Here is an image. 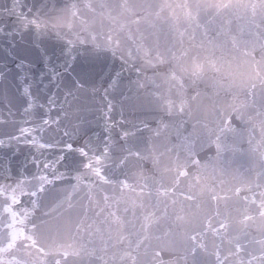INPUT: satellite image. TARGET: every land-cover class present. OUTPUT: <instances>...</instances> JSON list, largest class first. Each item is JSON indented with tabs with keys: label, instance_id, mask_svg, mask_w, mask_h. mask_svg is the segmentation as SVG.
<instances>
[{
	"label": "water",
	"instance_id": "95a60500",
	"mask_svg": "<svg viewBox=\"0 0 264 264\" xmlns=\"http://www.w3.org/2000/svg\"><path fill=\"white\" fill-rule=\"evenodd\" d=\"M101 2L106 5L105 8L100 7ZM160 2L161 0H92L95 12L88 11L80 2L78 3L81 9L80 18L72 20L68 11L70 5L65 0H55V8L53 9L52 3L49 2L44 11L50 12L51 17H61L58 28L62 39L57 40L55 32L51 30L48 35L40 37L31 31L25 32L22 36L18 35L14 38V46L9 43L8 37H0V66L4 67V78L0 79V112H2L0 139L5 141L4 146L0 147V163L11 161L13 169L10 179L6 171H0V184L15 186L18 182H22L25 193L36 192V196H20L19 190L17 191L23 207L31 213L29 219L25 221L26 233L31 229V224L35 223L37 228L34 236L46 251L50 250L53 253L57 249L79 251V256L69 255L66 258L67 264H101L97 259L99 256H104L109 260V264H113L111 261L113 254L119 257L125 251L135 257V264H159L160 260L165 264L169 262L185 264L180 259L185 255H187L186 264H215L213 253L218 246L221 255L228 256L227 264H237L241 259L247 264L252 257L256 258L252 264H264V245L256 242L264 239V218H260L257 211L260 200L264 199V196H261V193H264V176L258 175L262 171L259 157L252 153L233 155L231 152H225L217 158L215 145L207 146L210 129L213 130L211 138L214 139L218 113L230 112L233 103L251 102V97L238 89L232 92L223 90L217 92L212 87L215 80L222 79L228 72H231L238 81L247 79L251 69L242 60L239 66L234 64L231 69L225 66L219 73L206 66L204 79L199 83L201 96L195 101L191 100L190 97L194 93L189 89V106L186 108V114L177 118L164 116L168 128H161L159 136L149 130L158 127L156 117L159 112L150 103L154 98L147 95L156 89L145 78L152 77L155 72L166 71V66L157 69L148 67L141 55L136 65L143 68V72L138 74L135 70H122L123 79L119 86L109 89L105 96L104 90L108 88L109 75L120 70V60L118 57L115 61L103 56L97 57L91 52V43L85 45L77 43V51L73 53L76 58L72 61V68L66 73L63 68L60 69L64 73L61 80L50 82L45 79L44 83L48 88L41 90L38 100V103L45 105L43 109L34 108V115L27 117L23 115L22 110L17 112L22 100L15 87L17 83L14 79L17 71L15 64L21 58L24 59L26 64L31 65L32 74L38 76L44 66L39 63L35 42L38 40L41 46L47 45L50 53L54 54L53 61H55L60 47L66 40L75 39L74 33L88 36L81 19L87 21L89 31L98 35L101 33L106 35L109 30H112L114 35L118 34L123 48L133 46L132 40L128 39L130 29L136 42L139 43L143 37V44L152 50V56H155L157 41L161 52L171 47L179 54L180 37L170 30L165 20H156L154 16L155 5ZM169 2L179 4L184 0H169ZM189 2L194 3V0ZM212 2H221V0H212ZM11 3L12 0H0V8L10 7ZM40 3L41 0H26V5L33 7V10ZM124 4L131 11L122 8L121 5ZM149 4L153 7L149 8ZM176 13L181 17L183 29L186 25L183 23L181 10L177 8ZM137 16L147 17L156 27L153 28L150 23L143 20L139 25L132 23ZM164 16L167 17L168 13L165 12ZM4 22L13 23L7 17L4 18ZM68 23L72 24L71 30L67 28ZM122 23L127 27L120 31ZM243 24L244 21L237 22L234 19L230 35H222L218 38L214 30L210 31L206 38L203 30L197 29L193 41H190L187 35L184 37L183 46L187 48L190 44L199 45L203 40L206 49L207 39L216 38L218 44L235 54L232 50V36L241 42L248 41L249 47L257 42V37L249 35L247 28L243 33L240 31V26ZM98 42L103 44V40ZM241 47H243L242 43ZM205 49L194 47L192 54L199 52L203 57L206 54ZM216 54L219 55V51ZM255 55L257 59L260 58L258 47ZM81 77L90 81L89 87L79 91L73 90L75 99L68 97V101L65 102L68 92L65 85L73 78ZM138 79L145 84L143 89L137 88L135 81ZM157 83L161 84L159 91L164 92L167 85L160 77H157ZM91 84L96 85L95 91ZM49 96H53L56 100L55 107L51 111L47 107ZM173 98H176L175 94ZM259 103L258 99L257 104ZM109 104L112 105L110 113H108ZM9 108L16 114L9 116ZM44 113L52 119L59 117V123H52L35 133L37 143L26 142L23 138L9 142L10 136L19 135L20 127H31L33 123L39 125ZM245 115L255 116V108H248ZM25 119L29 121L28 124L23 123ZM180 119L185 123L180 129L178 138L176 129ZM145 123L148 128L143 127ZM236 123L240 127H247V125H239V122ZM205 124L207 128L204 127ZM106 125L110 132L105 131ZM123 130L129 132L127 138H122ZM65 132L69 135H65ZM109 135L111 136L109 159L103 171L114 180L127 179L136 189L135 191L122 190L119 184L95 182V178L90 177L88 171L83 168L79 154L68 152L64 147L65 144L71 143L74 148H80L88 142L91 147L102 151L105 138ZM185 136L195 143V151L201 166L189 165L188 175L179 177L177 184V170L178 168L183 170L187 161L186 142L182 140ZM232 139V134H228L227 142L231 143ZM39 144L50 147L41 148ZM243 147L247 149V143ZM129 152H139L141 157L147 159L130 156ZM61 155L65 159L49 169L32 164L33 158L54 163ZM125 156H128L126 163L117 167ZM53 173L56 175L64 173V178L57 179ZM77 174L84 177V183H76L74 177ZM40 176H47L51 181V183L44 182L43 190H40ZM90 179L91 184H89ZM145 183L148 188L141 194V186ZM161 187L175 188V195L170 193L167 197L158 196L157 189ZM149 191L152 193L151 196L148 194ZM182 193L190 195L193 199H185ZM105 196L109 197L107 202ZM244 197H248L247 203ZM253 198L256 204L251 203ZM173 199L176 200L175 204L172 203ZM4 203L5 201L0 198V206ZM141 203L143 207L140 206ZM165 207H167L166 217L162 216ZM101 209L104 211L101 212ZM111 211L117 213L120 218L119 223H113V218L109 215ZM151 212H155L156 217L160 219L151 222L145 230L143 217ZM21 213L23 215L22 209ZM245 215L254 217L246 222L247 226L242 223ZM177 216L183 219L177 220ZM0 219L7 222L8 217L3 216ZM209 220L219 232L217 234L208 231L202 239L198 237L207 251L198 250L193 257L190 252L192 241L188 237L203 230ZM221 223L226 227H221ZM97 228L101 230L100 233L96 232ZM109 234L113 242L120 236L125 237L124 242L116 244L115 247L110 246L107 252L101 251L103 247L101 236L104 240H108ZM138 240L141 241L139 248L136 247ZM236 243L243 246L239 256L235 254ZM91 248L96 249L94 256H88L86 253V249ZM31 251L36 255L34 249ZM157 252L160 253L159 256L156 255ZM17 256L21 259L31 258L26 257L23 252L17 253ZM53 258L48 257V259ZM116 264H120L118 259ZM124 264H133V261L131 258H126Z\"/></svg>",
	"mask_w": 264,
	"mask_h": 264
},
{
	"label": "snow or ice",
	"instance_id": "6c2138e0",
	"mask_svg": "<svg viewBox=\"0 0 264 264\" xmlns=\"http://www.w3.org/2000/svg\"><path fill=\"white\" fill-rule=\"evenodd\" d=\"M52 3L53 9L55 8V0H41L39 6L28 7L26 5V0H12L11 6L7 8H0V37H8L9 43L14 46V38L16 36H22L25 32H33L37 37L48 35L49 31L55 32L57 40L62 39V35L58 28V22L61 17H51L50 12H45L48 3ZM67 4L70 5L68 11L72 20L80 18L81 9L78 7V3L82 2L84 8L88 11L95 12V8L92 5V0H65ZM101 8H105L106 5L101 2ZM128 11L127 5H121ZM149 8L153 5L149 4ZM179 8L182 13L183 23L186 27H181V17L176 13V9ZM154 16L156 20H165L169 24V28L175 34L180 37V50L179 54L173 51L169 47L165 52H161L159 49V43L156 44L155 56L151 55V49L145 47L143 44V37L138 43L133 39L131 30L128 31V39L132 40V45L128 48H123L121 46V40L119 35H114L112 30L105 35L103 33L96 34L91 32L87 28V21L81 19V23L85 25L84 31L88 32V36H81L79 33H74L75 39H67L66 42L60 47L59 55L56 56L55 61H53V53H50L49 47L47 45L41 46L39 41L35 42V46L39 55V63L43 64V69L38 76L33 75V69L30 64H26L24 59H20L18 63L15 64L16 75L14 79L17 81L15 87L18 92L22 103L17 112L22 110L25 117L34 115L33 109H43L44 104L38 103L39 93L43 89H47L48 85L44 83L45 79L50 82L55 80L59 81L62 79L64 73L60 71L61 68L64 72H68L72 68V61L75 60L74 52L77 51V43L80 45H85L91 43V52L97 57L103 56L105 58H111L113 61L117 59L120 60V70L115 71L113 74L109 75L108 88H105V96L108 94L109 89H115L119 86L120 81L123 79L124 69L135 70L138 74L143 72V68L137 67L136 61L141 55L144 57L145 64L148 67L157 69L166 66V71L155 72L152 77H146L154 87V91L147 93L148 96L154 98L150 103L153 104L154 108L158 110L159 115L157 118L158 127L154 131L156 136L160 135L161 128L167 129L168 124L164 122V116L168 117H183L186 114V108L189 106V89L194 93L191 95L190 99L195 101L201 96V91L199 89V83L204 79L205 68L211 69L217 73L221 72V69L227 66L229 69L233 67L234 64L239 66L242 62L251 69V74L245 80H237L231 72L225 73L224 77L219 80H215L212 87L218 91L223 90L227 92H232L234 89L245 92L249 97H251V102H243L240 104L233 103L231 105L230 112H220L218 113L217 127L214 130L215 136L212 139L213 130H209V140L208 147L215 145L217 158L221 157L225 152H231L233 155L240 153H252L259 157L261 162L262 171L258 174L259 176H264V0H221V2H212V0H194V3L189 2V0H184L183 3L173 4L169 0H161L160 3L155 5ZM167 12L168 16L165 17L164 13ZM7 17L12 20L13 23L8 24L4 22V18ZM111 18V17H110ZM237 22L244 21L245 24L240 26V31L243 33L245 28L248 30L249 35L257 37V42L253 43L249 47L248 41H238L235 36H232V50L235 54L227 51L223 45L216 42V38L220 36H229L231 33V25L233 20ZM142 20L144 22L150 23L153 28L156 27L155 23L148 21L147 17H139L132 21V23L139 25ZM127 27L126 24L120 25V31H123ZM67 28L71 30L72 24L68 23ZM191 29V31H190ZM202 29L204 37H208L210 31L216 32V38L207 39V48L205 49V41H201L199 45L190 44L189 47L185 48L184 37L187 35L190 41L195 39V30ZM255 30V31H254ZM98 40H103V44L99 43ZM241 43L243 47H241ZM194 47L205 49L206 54L201 57L199 52L192 54V49ZM259 48L260 58H256V49ZM219 51V55H217ZM157 77H160L167 88L164 92L159 91L161 84L157 83ZM4 78V67L0 66V79ZM137 88L143 89L145 84L139 79L135 81ZM90 81L84 77L79 79L73 78L65 86L68 88V92L65 96V102L68 101V97L75 99V91L89 87ZM91 87L95 91L96 85L91 84ZM259 88V92L257 89ZM75 90V91H73ZM175 94V99L173 98ZM236 99V96H233ZM260 101L259 105L257 101ZM56 100L53 96H49L47 99V107L49 111L55 107ZM62 107V106H61ZM112 105H108V113L111 112ZM248 108H255V116L245 115ZM9 116L15 115L11 108L8 112ZM190 115V113H187ZM2 116V112H0ZM239 125H247V127H240ZM24 124H28L29 121L25 119ZM52 123H59V117L52 119L47 113L41 117L40 124L36 125L33 123L31 127H20L18 132L19 135L10 136L9 142L11 140H20L23 138L26 142L37 143L36 135L38 131L43 130L44 127L50 126ZM185 121L183 119L179 120V126L177 127V136L180 137V129L183 127ZM144 128H148L145 123ZM207 128V124L204 125ZM138 131L139 126H137ZM105 131L110 132L111 130L105 126ZM258 131V137H257ZM246 133V136H245ZM69 135L68 132L64 133ZM228 134H232V142L228 143ZM129 132L123 130L122 138H127ZM110 140L111 136H106L104 141V148L102 151H98L96 148L91 147V145L86 142L84 147L74 148L71 143L64 145L68 152H75L79 154L81 158L82 166L88 171L90 177L95 178V182L100 184H119L121 189H129L135 191L136 189L133 185L129 184L127 179L114 180L111 176L107 175L103 169L106 167V161L109 159L110 150ZM182 140L186 142L185 151L187 154V161L183 166V170L178 168L177 170V181L179 183V177L187 176V167L189 165L194 167L201 166V161L197 158L198 154L195 151V143L189 140V137H182ZM247 143L248 147L245 149L243 145ZM5 141L0 139V147H3ZM39 147H50V145L39 144ZM171 151V149H169ZM130 156H136L138 159H147V157H141L139 152H129ZM178 158V157H177ZM65 157L61 155L54 163L47 161H41L38 158L32 159V164L34 166L43 167L44 169H49L54 167V164H59L63 161ZM128 156L121 159L120 164L117 167L123 166L126 163ZM206 166V165H205ZM0 171H6L8 173V178H11L13 169L11 167V161L6 163H0ZM19 175V170H17ZM55 178L63 179L64 173L56 175L53 173ZM77 184L84 183V177L77 174L74 177ZM40 190H43L44 182L51 183L47 176H40ZM92 180H89V184ZM259 187V185H257ZM148 188L147 183L141 186L140 192L143 194L144 189ZM19 190L20 196L30 195L36 196L35 191L25 193L22 188V182H18L15 186L13 185H2L0 184V198H2L5 203L0 206V218L7 216V222H3L0 219V264H67V257L69 255L79 256V251L69 252L67 249L60 250L57 249L55 253L52 251H46L43 247L38 244L37 239L34 236L35 229L37 225L35 223L31 224V229L26 233L27 225L25 221L29 219L31 213L25 207H23L20 196L17 195ZM176 189L158 188L157 195L167 197L171 193L175 195ZM239 192V189H237ZM149 196L152 195L149 191ZM185 199L191 200L193 197L186 194ZM264 196V193H261ZM215 199V197H213ZM105 201L109 200L108 196L104 197ZM115 199V198H114ZM245 202H248V197H244ZM118 204L119 201L117 200ZM159 203V202H158ZM172 203L175 204L176 200L173 199ZM252 204H256V200L253 198L251 200ZM19 206V207H18ZM143 207V204L140 205ZM23 210V215L21 213ZM104 210L101 209V212ZM127 211V209H125ZM258 215L260 218H264V199H261L258 204ZM100 213H98L99 215ZM109 215L113 218V223H119L120 218L117 216L115 211L109 212ZM162 216H167V207L163 209ZM145 224L144 228L147 229L151 222H157L160 217H156L155 212L146 214L143 217ZM177 220L183 219L177 216ZM254 219L251 215H245L242 223L247 226V221ZM19 225V227H18ZM221 227H226L221 223ZM100 229L97 228L96 232L100 233ZM208 231H213L218 234L219 230L214 228L209 220L205 228L195 234L189 236V240L192 241V246L190 249L193 257L196 256L198 250L207 251L205 245L201 242V239L207 234ZM201 238V239H198ZM125 237H118L115 242L112 241L111 234H109V239L104 240L101 236L102 245L101 251L107 252L108 248L115 247L116 244H122ZM257 243L264 245V239L256 241ZM141 241L138 240L136 247L139 248ZM83 249L84 246L82 245ZM32 249L35 250L36 255H33ZM243 246L239 243L235 244V254L239 256ZM23 252L26 257H31L30 259L18 258L17 253ZM88 256H94L96 254V249H86ZM157 256L160 255L159 252L156 253ZM215 257V264H227L228 256L221 255L219 246L217 250L213 253ZM10 257V258H6ZM48 257H54L53 259H48ZM126 258H131L133 264H135V257L131 256L128 251L123 252L119 257L115 254L111 257L113 264H116L117 259L120 264H124ZM101 261V264H109V260L105 259L104 256L97 257ZM185 264L187 262V255L180 257ZM256 259L252 257L247 261V264H252V261ZM159 264H165L163 260L159 261ZM172 264V262H169ZM237 264H245L244 260H238Z\"/></svg>",
	"mask_w": 264,
	"mask_h": 264
}]
</instances>
